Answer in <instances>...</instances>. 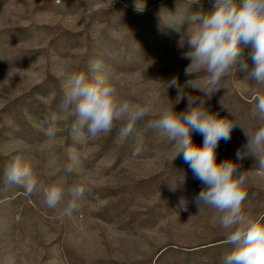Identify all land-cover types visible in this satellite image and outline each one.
I'll return each mask as SVG.
<instances>
[{
	"label": "rangeland",
	"instance_id": "374dc122",
	"mask_svg": "<svg viewBox=\"0 0 264 264\" xmlns=\"http://www.w3.org/2000/svg\"><path fill=\"white\" fill-rule=\"evenodd\" d=\"M139 4L142 11L135 10V0H0V264H223L231 251L215 210L197 207L194 198L203 185L183 155L169 164L174 149L148 127L172 102L175 111L186 109L187 100L175 104L177 89L167 88L173 77L181 85L195 78L184 74L188 46L179 47L188 25L177 31L168 25L170 18L206 12L211 4ZM96 60L114 75L123 98L147 104L153 115L138 121L132 136L121 137L117 124L83 145L70 134L73 121L67 119L57 140L48 143L43 129L58 111L62 85ZM244 76H226L210 97L191 88L185 92L236 122L230 140L219 142L216 159L247 171L245 210L264 222V172L254 156H237L246 151L245 129L259 126L249 113L264 87ZM191 136L203 145L201 134ZM69 149L79 163L66 176ZM17 158L32 166L42 186L60 181L67 192L83 185L88 191L79 211L62 218L44 206L42 196H26L23 187L6 184L4 169Z\"/></svg>",
	"mask_w": 264,
	"mask_h": 264
},
{
	"label": "clouds",
	"instance_id": "9594fccd",
	"mask_svg": "<svg viewBox=\"0 0 264 264\" xmlns=\"http://www.w3.org/2000/svg\"><path fill=\"white\" fill-rule=\"evenodd\" d=\"M208 11L197 10L185 18L171 17L169 26L180 30L179 47L188 46L182 58L190 59L184 74L188 79L183 85L177 77L167 84L175 87V104L187 100L182 112L163 107L155 119L148 121V127L166 138L174 149L168 161L183 155L193 175L203 188L194 198L197 207L215 210V219L226 234L223 243L232 249L223 259V264H264V222L259 221L245 210L248 193L247 171L226 160L217 162L216 149L221 140L231 138L234 122L221 117L204 107V101L185 92L191 88L211 96L221 88V81L236 72L245 74L244 79L264 87V0H209ZM200 4L201 0H192ZM145 6V5H144ZM139 0H135V10L142 11ZM245 49H248L245 54ZM249 61L251 63H249ZM200 82H197V81ZM166 88V90H167ZM222 108L233 116L232 109L220 101ZM153 115L147 104L133 102L121 96L113 74L105 70L103 62L96 60L88 64L85 71L71 73L62 85V96L58 111L46 120L43 129L48 143L57 140L60 124L71 119L70 134L80 144L95 140L111 133L120 124L123 138L132 136L138 121ZM250 118L259 122L253 132L247 131L246 151L237 152L239 159L246 155L254 156L258 168L264 172V94L258 95L250 110ZM196 131L203 136V145L193 143L191 133ZM70 163L64 166L65 175H71L79 163L75 149H69ZM139 155V151L133 156ZM4 181L8 185L23 187L26 196L36 193L42 196L44 206L59 210L62 218H72L79 211L78 201L85 198L87 189L81 185L66 192L60 181L42 186L32 166L17 158L4 169ZM71 198L65 202V197Z\"/></svg>",
	"mask_w": 264,
	"mask_h": 264
}]
</instances>
